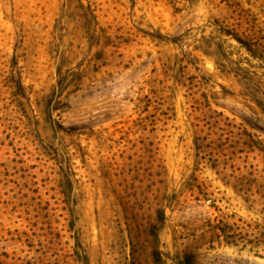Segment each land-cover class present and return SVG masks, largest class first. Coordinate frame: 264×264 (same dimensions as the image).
<instances>
[{
	"label": "rangeland",
	"instance_id": "374dc122",
	"mask_svg": "<svg viewBox=\"0 0 264 264\" xmlns=\"http://www.w3.org/2000/svg\"><path fill=\"white\" fill-rule=\"evenodd\" d=\"M0 264H264V0H0Z\"/></svg>",
	"mask_w": 264,
	"mask_h": 264
},
{
	"label": "trees",
	"instance_id": "16d2710c",
	"mask_svg": "<svg viewBox=\"0 0 264 264\" xmlns=\"http://www.w3.org/2000/svg\"><path fill=\"white\" fill-rule=\"evenodd\" d=\"M242 48H244L249 54H251L252 57L256 58L255 53L251 51V47L249 45H246L245 43H241L240 41H237Z\"/></svg>",
	"mask_w": 264,
	"mask_h": 264
}]
</instances>
